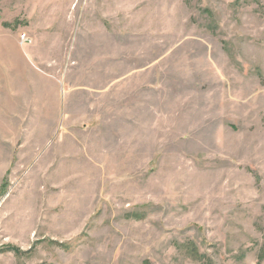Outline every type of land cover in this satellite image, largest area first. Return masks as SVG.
<instances>
[{"label":"rangeland","instance_id":"obj_1","mask_svg":"<svg viewBox=\"0 0 264 264\" xmlns=\"http://www.w3.org/2000/svg\"><path fill=\"white\" fill-rule=\"evenodd\" d=\"M0 264H264V0H0Z\"/></svg>","mask_w":264,"mask_h":264}]
</instances>
